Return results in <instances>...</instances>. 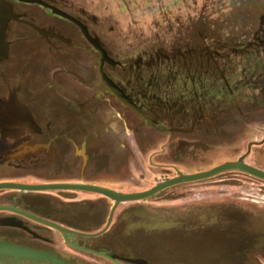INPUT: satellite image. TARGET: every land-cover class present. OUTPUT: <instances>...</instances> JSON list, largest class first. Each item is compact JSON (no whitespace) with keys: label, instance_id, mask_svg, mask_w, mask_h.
Instances as JSON below:
<instances>
[{"label":"flooded vegetation","instance_id":"af4514ba","mask_svg":"<svg viewBox=\"0 0 264 264\" xmlns=\"http://www.w3.org/2000/svg\"><path fill=\"white\" fill-rule=\"evenodd\" d=\"M2 1L7 8L2 14H10V18L0 20V51H3L0 57V264L184 263L189 258L170 262L176 259L167 258L168 248L162 246L172 230H177L182 238L194 232L198 239L207 235L208 241H215L216 264H248L243 254L233 255L234 242L228 236L232 231L231 221L218 226L205 217L193 225L169 227L170 212L197 214L202 210L199 205L204 204L201 201L215 192L201 193L204 198L199 193L198 198L191 197L187 203L182 201L174 207L137 203L155 195L164 203L183 198L181 194L161 192L198 179L176 182L149 196L123 201L94 190L39 187L87 184L116 192H137L178 174L206 169L169 174L168 168L175 170V165L168 167L161 160L144 159L145 149L152 140L139 133L140 128L148 129L152 125L162 129L164 125L158 115L173 119L178 112L146 100L134 90L133 81L124 80L125 60L115 51L109 52L86 19L72 14L61 0ZM244 42V50H236L228 43L221 44L220 49L264 51V8ZM199 44V41L194 43L195 51H160V54L151 51L147 57L140 55L139 62L132 60L139 66L151 56L162 63L163 69L166 61L180 64L185 75L201 74L216 79L215 82L232 78L235 73L232 67L221 68L211 61L205 62ZM261 58L264 60V53ZM257 86L264 93V81ZM191 94L186 97L197 109L194 114H186L189 120L198 124L201 113L210 121L222 119V115L212 110L213 96L195 90ZM184 98L183 95L180 100ZM180 100L178 95L171 97L173 103ZM147 104L154 105L152 109L156 113H148ZM160 108L168 112H158ZM171 126L164 127L165 133L202 131L195 124L192 129L176 122ZM222 126L214 129L203 124L206 127L203 132L209 138L223 136ZM178 140L181 150L188 140L184 137ZM163 145L158 151L165 150L169 143ZM228 160L236 159H224L215 165ZM243 160L264 170L258 162ZM154 170L167 177L154 175L153 183L137 189L138 180L146 181ZM224 194L220 192L222 197ZM232 200L220 198L218 203L232 205ZM192 203L198 206L185 209ZM244 209L241 210L243 225L248 229L249 219ZM210 255L191 260L193 264H210Z\"/></svg>","mask_w":264,"mask_h":264},{"label":"rangeland","instance_id":"374dc122","mask_svg":"<svg viewBox=\"0 0 264 264\" xmlns=\"http://www.w3.org/2000/svg\"><path fill=\"white\" fill-rule=\"evenodd\" d=\"M61 1L72 14L90 23L91 31L98 35L110 53L115 51L114 53L125 60L124 70L127 71L123 74V78L134 82L133 87L136 92L143 94L146 100L160 104L159 107L172 108L174 112H178L172 116L173 119L158 115L164 127L171 128V125L176 122L179 126L190 129L195 124L197 129L202 130L193 134L178 132L171 135L165 133L164 127L158 129L149 125L148 129H145L142 126L139 133L152 140L145 149V160H161L168 167L175 165V170L168 168L169 174L208 169L224 159L239 157L247 158L250 162H258L264 167V93L257 86V83L261 84L264 81L262 76L264 60L261 58L264 51H222L220 49L221 44L224 46L228 40V46L235 47L236 50L237 48L244 50L246 47L244 41L250 37L251 30L256 27V19L264 8V0ZM0 17V20L8 19L10 14L7 16L2 14ZM241 29H243L242 35H240ZM197 41L200 43V54L205 62L211 61L221 68L232 67L235 70L232 78L217 79L215 82L216 79L204 78L200 76L201 74L185 75L182 70L184 68L180 67V64L166 61L163 62L166 68L163 69L162 63L151 56L139 66H136L132 60L135 58L139 62L140 55L147 57L151 51H157L158 54L160 51L172 53L195 51L194 43ZM169 58H172V55H169ZM194 90L204 96L214 97L215 108L213 107L212 110H215L217 115H222V119L215 118V121H210L204 119L205 115L201 113L199 114L201 122L198 124L189 120L186 114H194L197 108L196 105L188 102L186 96L192 95L191 92ZM173 95H178L179 100L183 95L185 98L178 103H173L171 102ZM152 106L154 105H146L148 113L151 111L156 113L157 110L153 111ZM206 109L211 107L206 106ZM158 112L168 111L163 112L160 108ZM216 121L225 124L222 126ZM202 122L206 127L214 129L222 126L225 128L224 135L209 138L203 132L206 127H203ZM182 137L188 142L179 150L178 139ZM197 138H200L199 142ZM167 143L169 146L165 150L158 151L162 144ZM197 143L201 146L198 147ZM212 144L213 150L210 149ZM136 154H138L137 150ZM154 175L167 177L160 171L154 170L146 181L138 180L137 189L153 183ZM210 191L216 194L207 195L205 198L201 196V193ZM220 192L225 193L226 196L222 197ZM161 193L181 194L183 198H174L164 203L158 199L159 196L155 195L137 203L145 205L150 202L152 205L163 204L174 207L183 202L187 203L191 197L198 198L200 193L201 198H204L201 203L204 204L199 205V208L204 211L200 209L201 212L197 214L172 211L168 214L169 227H173L172 224L193 225L205 217L210 219V222L206 221L207 223L218 226L231 221L232 231L228 236L231 235L234 242L233 255L235 252L243 254L242 257L249 261L248 264H264V179L238 169H231L195 181L178 183ZM220 198H233L234 204L221 205L218 203ZM197 206L192 203L185 209L192 210ZM242 209L248 215V229L243 225ZM200 214L201 216H198ZM176 231L172 230L162 244L163 247L168 248L167 258H189L179 264H193L192 258L211 253L210 264H216L214 262L215 241H208L207 235L198 239L194 232H192L193 235L186 234L182 238ZM177 259L169 261L176 262Z\"/></svg>","mask_w":264,"mask_h":264},{"label":"water","instance_id":"95a60500","mask_svg":"<svg viewBox=\"0 0 264 264\" xmlns=\"http://www.w3.org/2000/svg\"><path fill=\"white\" fill-rule=\"evenodd\" d=\"M2 53L3 51H0V57ZM227 169H239L253 176L264 179V170L246 163L242 159V157H239L236 160L224 161L218 165L211 167L210 169H206V170H202V171H198L194 173H188V174H178L177 176H174L167 180L159 182L156 185L148 189L137 191V192H127V193L116 192L108 188L94 186V185H87V184H55V185H46V186L40 185L39 187L42 189L50 188V187L51 188L57 187V188H80V189L94 190V191L102 192L110 196L111 198H114L116 201H123V200H133V199L143 198V197L153 194L155 191L159 190L160 188L164 186L171 185L173 183L180 182V181L195 180V179H202V178L210 177L214 174H217Z\"/></svg>","mask_w":264,"mask_h":264},{"label":"bare ground","instance_id":"6f19581e","mask_svg":"<svg viewBox=\"0 0 264 264\" xmlns=\"http://www.w3.org/2000/svg\"><path fill=\"white\" fill-rule=\"evenodd\" d=\"M7 10L6 5L4 4V2L2 0H0V14L3 13V11ZM3 47V46H2ZM0 50H2V48H0ZM107 78V77H106ZM108 79V78H107ZM109 81V80H108ZM110 82V81H109ZM114 87V86H113ZM124 98V97H123ZM127 99V98H126ZM128 101V100H127ZM132 104V103H131Z\"/></svg>","mask_w":264,"mask_h":264}]
</instances>
